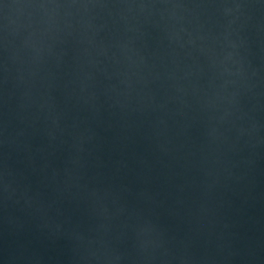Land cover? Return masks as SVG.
Instances as JSON below:
<instances>
[{
	"label": "water",
	"instance_id": "1",
	"mask_svg": "<svg viewBox=\"0 0 264 264\" xmlns=\"http://www.w3.org/2000/svg\"><path fill=\"white\" fill-rule=\"evenodd\" d=\"M0 264H264V0H0Z\"/></svg>",
	"mask_w": 264,
	"mask_h": 264
}]
</instances>
